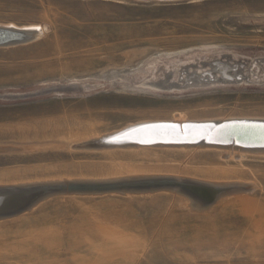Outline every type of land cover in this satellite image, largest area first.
<instances>
[{
  "label": "rangeland",
  "instance_id": "1",
  "mask_svg": "<svg viewBox=\"0 0 264 264\" xmlns=\"http://www.w3.org/2000/svg\"><path fill=\"white\" fill-rule=\"evenodd\" d=\"M0 27L43 33L0 47V264H264L263 152L106 145L264 122V0H0Z\"/></svg>",
  "mask_w": 264,
  "mask_h": 264
},
{
  "label": "bare ground",
  "instance_id": "2",
  "mask_svg": "<svg viewBox=\"0 0 264 264\" xmlns=\"http://www.w3.org/2000/svg\"><path fill=\"white\" fill-rule=\"evenodd\" d=\"M2 29L10 31L11 33H8L5 36V39H3L4 33L0 32V47L4 43H6L8 41H12V40L20 39L18 41H21V42L29 40V39L36 40V39H39L40 37H42V34H43L41 31H39L37 29L36 30L32 29L31 30L32 32L31 31H27V30H16V29L10 28V27L9 28L0 27V30H2ZM17 44L15 43V45H17ZM7 47H9V46H7ZM223 75H228V74L223 73ZM211 78L212 77H210L209 79H211ZM197 80L201 81V80H204V79L202 77L198 76ZM174 120H175V123L178 124L179 126L181 125V127H175L174 128V127H169V126L155 125V126H151V127H148V128H144V129L142 128V129L137 130V132L132 135V138L135 139V140L144 139V140H148V141L149 140L167 141V143H159V144H155V145L152 144V146H158L160 148H166V149L169 148V150H171L170 148H173V149H184V150L185 149H187V150L188 149H190V150L191 149H193V150L194 149H205V150L221 151V152H225L227 154H231L232 153L234 155H239V154L250 152L249 150L254 151L253 153H256V152L258 153V151H260L259 153H261V152L264 153V128H262V127L236 128V129L235 128H226L224 131H222L221 139H222L223 142H227V144H220L219 141H215L209 134V132L212 129H214L213 127H217V126H220V125L225 124V123L240 122V123H248V124H253V123L264 124V122L258 121L257 119H255L257 121H240V120L239 121H235V120L229 121L227 119H226L227 120L226 121V120H221L220 119L221 120L220 123L219 122L218 123H206L207 121L203 122L205 120L198 119V121L194 120V121H197V123H195L193 125H189V126H185V123L189 119H185V118L179 117V118H175ZM236 120H238V119H236ZM215 122H217V120ZM130 131H132V129ZM122 133L123 132L115 134V135H113V137H116V136L118 137ZM233 137H237V141L239 140L241 143H248V144H246V145H244V144H236L235 140H233L232 144H230L229 142H231ZM201 139H204V140H201ZM228 143H229V145H228ZM249 144H253V145L257 144V145H263V146H261V147H252ZM113 146L115 147V145H113ZM117 146H119V147H121V146L130 147L131 146L130 148H141V147H143V148H156V147H151V145L146 146V145L130 144V143L120 144V145H117ZM134 146H139V147H134ZM175 181H176L175 183L180 182V183L188 184V185H191V186H193V185H195L197 187L200 186L199 184H195L194 181H190V182H183L182 180L181 181L175 180ZM158 182H174V181L173 180H165V181L164 180H160ZM206 185H207V183H206ZM207 186H208L207 189H210L211 191H212V189H214L216 187L214 185H207ZM10 196H11V194H10ZM10 198L12 199V197H10ZM10 201H13V200H10ZM1 202H0V208L2 206ZM209 202H211V201H209ZM7 204H9L8 201H7ZM6 206H8V205H5V207Z\"/></svg>",
  "mask_w": 264,
  "mask_h": 264
},
{
  "label": "water",
  "instance_id": "3",
  "mask_svg": "<svg viewBox=\"0 0 264 264\" xmlns=\"http://www.w3.org/2000/svg\"><path fill=\"white\" fill-rule=\"evenodd\" d=\"M0 32L4 33L3 39H5V36L8 33H11L10 31L3 30V29L0 30ZM18 40H20V39H18ZM13 41H16V40L8 41V42L4 43L3 45L8 44V43L13 42ZM171 88H173V87H171ZM251 127H262V128H264V124H260V123L248 124V123H240V122L225 123V124H222L220 126L213 127L214 129H212L209 132V134L215 141H219L220 144H227V142H223L222 139H221L222 131H224L226 128H235L236 129V128H251ZM139 129H142V128H139ZM139 129H136L134 131H129V133L128 132L123 133V134H121L118 137H114L111 140H107L106 145H112V144L113 145H120V144L130 143V144H139V145H147V146L151 145L152 146V144L155 145V144H159V143H167V141H161V140L160 141H158V140L157 141H154V140H149L148 141V140H144V139H141V140L133 139L132 135L134 133H136L137 130H139ZM201 140H204V139H201ZM233 140H235L236 144H244V145L248 144V143H241L239 140L237 141V137H233V139L229 143L232 144ZM229 143H228V145H229ZM249 145L252 146V147H261V146H263V145H257V144H255V145L249 144Z\"/></svg>",
  "mask_w": 264,
  "mask_h": 264
}]
</instances>
